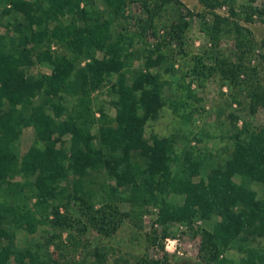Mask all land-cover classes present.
<instances>
[{
    "label": "trees",
    "instance_id": "obj_1",
    "mask_svg": "<svg viewBox=\"0 0 264 264\" xmlns=\"http://www.w3.org/2000/svg\"><path fill=\"white\" fill-rule=\"evenodd\" d=\"M199 1L212 15L205 25L210 37L229 28L237 46L248 41L249 29L231 18L243 13L250 19L246 10L236 9L237 0ZM102 2L98 8L79 6V0H44L30 11L25 0H0L27 18L30 34L21 40L33 42V60L50 64L49 72L30 74L24 68L29 48L0 50V264H66L60 254L66 241L73 244V236L67 234L64 241L61 231L73 221L60 209L74 204L98 232L107 233L117 196L155 206L156 220L163 224L190 225L195 217H213L211 227L200 233L204 262L226 264L220 254L234 247L241 256L233 264H264V196L249 185L258 181L264 187V123L256 130L243 125L223 161L204 175L200 154L177 151L175 134L146 137L147 121L165 102L152 68L166 61V55L151 48L144 57L145 70L127 64L121 31L127 0ZM222 5H227V15L215 11ZM52 41L61 45L60 52H49ZM111 76L114 114L107 119L98 106L103 119L95 125L91 92ZM184 103L181 97L171 101L174 111ZM258 106L264 107V88L255 85L249 110ZM29 124L37 142L19 158L10 144L20 126ZM22 168L27 177L14 179ZM95 202L110 210L94 208ZM43 225L54 230L41 227L38 232ZM18 229L28 234L22 244L16 241ZM87 252L92 262L83 259L80 264H104L97 247ZM159 262L144 255L134 264Z\"/></svg>",
    "mask_w": 264,
    "mask_h": 264
},
{
    "label": "rangeland",
    "instance_id": "obj_2",
    "mask_svg": "<svg viewBox=\"0 0 264 264\" xmlns=\"http://www.w3.org/2000/svg\"><path fill=\"white\" fill-rule=\"evenodd\" d=\"M25 1L30 11L44 5V0ZM85 3L98 8L103 6L102 0H79V6L84 7ZM235 7L250 14L249 20L243 13L231 17L249 29L248 41L241 46L236 45L235 32L229 28L220 30L216 37L208 35L205 25L211 22L212 15L199 0H127L126 17L122 20V50L127 64L145 70L144 57L151 48L166 55V61L152 68L163 85L165 102L157 116L147 121L145 136L175 134L177 151L186 148L202 157V175L223 161L232 136L239 133L243 125L256 130L264 123V107L258 106L252 112L249 110L250 90L255 85L264 88V0H237ZM215 11L227 15V5ZM52 23L50 21L49 25ZM24 34H30L27 18L12 5L2 3L0 50L19 53L24 45L30 49L29 60L24 63L26 71L30 74L49 72V63L33 60V42L31 39L27 43L21 40ZM49 50L50 53L60 52L62 47L52 41ZM169 64L171 70H164L163 67ZM112 82L114 76L91 92L95 125L103 119L96 109L98 106L103 108L107 119L114 114L112 101L116 93ZM179 97L185 103L174 111L171 101ZM34 142L37 139L33 126H20L10 149L20 158ZM27 175V170L22 168L14 179ZM234 179L239 178L234 176ZM249 185L258 196H264L260 182L252 181ZM128 199L118 196L114 199L117 211L114 212V221L107 226V233L98 232L79 214L74 204L68 209H60L73 221L71 226L61 231L64 241L67 234L73 236V244L66 241L61 260L66 264H80L83 259L91 263L93 259L87 251L97 247L103 253L104 264H134L144 255L159 259V264H219L204 262L199 256L201 229L210 228L213 217L209 220L195 217L190 225L178 221L163 224L156 220L155 206H139ZM93 207L110 210L106 203L95 202ZM112 225H115L114 229L110 228ZM41 227L50 232L54 230L43 225L37 228L38 232H42ZM27 237L25 230L16 231L17 243L22 244ZM166 238L172 249L164 247ZM220 256L226 264H233L241 252L229 247Z\"/></svg>",
    "mask_w": 264,
    "mask_h": 264
},
{
    "label": "built area",
    "instance_id": "obj_3",
    "mask_svg": "<svg viewBox=\"0 0 264 264\" xmlns=\"http://www.w3.org/2000/svg\"><path fill=\"white\" fill-rule=\"evenodd\" d=\"M166 240H167V242L164 243V247H165L166 249H172V248L170 247V245L168 244L169 239L166 238Z\"/></svg>",
    "mask_w": 264,
    "mask_h": 264
}]
</instances>
